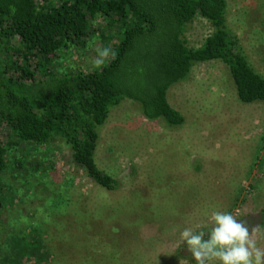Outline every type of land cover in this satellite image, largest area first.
<instances>
[{
    "label": "rangeland",
    "instance_id": "1",
    "mask_svg": "<svg viewBox=\"0 0 264 264\" xmlns=\"http://www.w3.org/2000/svg\"><path fill=\"white\" fill-rule=\"evenodd\" d=\"M227 1L232 31L264 74V0ZM96 24L106 43L98 32L86 47L64 49L61 68L95 69L94 49H113L118 30ZM210 33L209 22L198 18L186 37L199 47ZM168 98L184 125L148 120L124 101L101 127L97 162L122 182L114 192L87 178L61 140L41 148L20 145L0 176L8 225L3 263L192 264L177 257L180 231L206 225L213 210L236 215L249 229L259 225L264 248V105L238 99L221 61L197 64ZM20 152L27 164L17 169ZM33 239L39 247L31 248Z\"/></svg>",
    "mask_w": 264,
    "mask_h": 264
},
{
    "label": "trees",
    "instance_id": "2",
    "mask_svg": "<svg viewBox=\"0 0 264 264\" xmlns=\"http://www.w3.org/2000/svg\"><path fill=\"white\" fill-rule=\"evenodd\" d=\"M228 14L227 0H0V176L20 145L41 148L61 140L87 178L108 192L120 190L122 182L97 162L100 129L112 108L131 101L148 120L184 125L168 94L200 63L223 62L238 99L264 105V74L250 61ZM198 18L209 22L211 33L193 47L186 30ZM99 21L118 30L116 58L101 68H61L63 50L86 47L101 29ZM99 35L105 44L107 35ZM19 154L16 168L22 169L26 155ZM5 213L0 200V264ZM30 246L40 244L33 239ZM95 246L91 250L101 257ZM176 252L195 264L184 243Z\"/></svg>",
    "mask_w": 264,
    "mask_h": 264
},
{
    "label": "clouds",
    "instance_id": "3",
    "mask_svg": "<svg viewBox=\"0 0 264 264\" xmlns=\"http://www.w3.org/2000/svg\"><path fill=\"white\" fill-rule=\"evenodd\" d=\"M94 50L97 56L91 62L96 68L104 66L110 57L116 58V52L110 47H96ZM209 225L206 234L202 229ZM260 234L259 225L249 229L236 215L213 210L207 216L206 225L183 228L179 242L186 245L195 264H264V248L258 244Z\"/></svg>",
    "mask_w": 264,
    "mask_h": 264
}]
</instances>
